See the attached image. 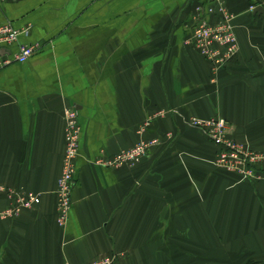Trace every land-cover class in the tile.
Listing matches in <instances>:
<instances>
[{
  "label": "crops",
  "instance_id": "0c3cea01",
  "mask_svg": "<svg viewBox=\"0 0 264 264\" xmlns=\"http://www.w3.org/2000/svg\"><path fill=\"white\" fill-rule=\"evenodd\" d=\"M209 2L213 21L233 15L239 38L216 69L191 40ZM260 3L0 0V23L30 26L18 41L40 46L0 67V264H91L108 254L114 264H264V180L210 162L217 148L183 119L224 116L235 137L264 150ZM72 105L83 132L62 227L56 187ZM143 138L158 142L133 166L91 162ZM11 188L41 201L7 214Z\"/></svg>",
  "mask_w": 264,
  "mask_h": 264
},
{
  "label": "built area",
  "instance_id": "2783aa9c",
  "mask_svg": "<svg viewBox=\"0 0 264 264\" xmlns=\"http://www.w3.org/2000/svg\"><path fill=\"white\" fill-rule=\"evenodd\" d=\"M197 23L195 31L192 33L191 40L196 44V47L206 57L211 60L212 65L215 68L221 67V65L231 56L234 55L238 49V40L234 33V29L230 24L225 22H217L212 24L209 20L202 18ZM205 19V20H204ZM29 27L24 29L13 26L11 22L0 23V67L5 64H10L16 60L26 62L29 56L35 51H38L40 46L38 43L24 44L18 41L20 32H28ZM17 50L10 54L7 48L15 45ZM178 112V111H176ZM65 127H66V140L67 146L65 148V156L63 159L62 173L60 174L56 187V195H58L57 201V223L62 227L66 225V221L71 214L73 204V188L75 187V174L78 170L77 159L80 153L81 145V132H83V126L79 120L80 112L74 105L66 108L65 110ZM185 122H188L192 126H199L202 130L214 139V142L220 148L217 162L221 166H227L232 170H240L244 173V176L248 179H253L254 176L263 177V174L252 172V169L248 168L250 162H264V152L258 151L256 148L245 146L241 142H236L234 138L229 134V122L224 118L211 117L210 119H203L202 117H187L183 116ZM158 142V139L148 140L142 139L138 143H134L132 146L126 149H120L112 156H108L103 153L97 158L91 160L96 165H105L109 167H117L124 165H133L137 163L143 155L147 153V149L153 144ZM242 173V174H243ZM252 176V177H251ZM9 197L13 199L11 205L6 210V213H12L15 217L21 216L23 209L31 208L36 202L41 201V196L38 193L32 191L16 190L11 188L8 193ZM113 258L111 255L95 259L92 264H113Z\"/></svg>",
  "mask_w": 264,
  "mask_h": 264
},
{
  "label": "rangeland",
  "instance_id": "374dc122",
  "mask_svg": "<svg viewBox=\"0 0 264 264\" xmlns=\"http://www.w3.org/2000/svg\"><path fill=\"white\" fill-rule=\"evenodd\" d=\"M212 2H209L207 5V7H206V9L207 10H205V11H202V13H203V15H201V16H197V18H196V21H195V28H196V25H197V23L198 22H200L201 20H203L202 18H205V19H207V20H209L212 24H215V23H219V22H225L226 24H230L232 27H233V31H234V33H235V35H236V38H237V40H238V42H239V38L237 37V34H236V26H235V24L233 23V15L232 14H229V13H227L226 15L224 14L223 15V17L221 18V19H219V21H217V22H215V21H213L212 20V18H213V13H214V11H213V8H212ZM204 19V20H205ZM194 31H195V29H194ZM193 33V32H192ZM200 51V50H199ZM238 53V49L235 51V53H234V55L235 54H237ZM234 55L233 56H231L230 58H228L222 65H224V64H226V62H228V61H230V59L231 58H233L234 57ZM208 57V56H207ZM208 59H209V57H208ZM210 60V59H209ZM210 62H211V60H210ZM215 68V67H214ZM216 69V68H215ZM175 111H177V110H175ZM197 116V115H196ZM196 116H192V117H196ZM198 117H201V116H198ZM211 117H215V118H224V119H226V120H228V122H229V124H230V126H229V129H228V132H229V134L234 138V140L236 141V142H241L242 144H244L245 146H248V147H253V148H256V149H258L257 147H254L253 145H250L249 143H247V142H244L243 140H241L240 138H237V137H235L233 134H232V126H233V124H232V122L228 119V118H226V117H220V116H216V115H212V116H209L208 118H203V119H210ZM146 123L147 124H145L144 126H143V128H142V130L143 129H146V127H147V125H149L150 123H149V121H146ZM191 127H193L194 129H196V128H198V129H200L201 131H202V133H204L205 135H206V133L202 130V128H200L199 126H192L191 124H189ZM67 132V131H66ZM66 132H65V137H66ZM208 136V135H207ZM208 138L209 139H211L210 141L215 145V147L217 148V150H216V153L215 154H213V156L211 157V159L209 160L210 162H213L214 164H216L220 169H222V170H227V171H231V172H233V173H236L237 175H239L240 176V178L241 179H245V180H264V162H261L260 164L258 163V162H250L249 164H248V168L249 169H252L253 171L252 172H254V173H258V174H263V177H258V176H254V178L253 179H250V178H246L245 176H244V173L242 172V171H238V170H236V171H234V170H232L231 168H228L227 166H221L218 162H217V157H218V154H219V152H220V148H219V146H217L216 145V143L214 142V139H212L211 137H209L208 136ZM143 139H145V138H143ZM148 140H153V139H149L148 138ZM141 141V140H140ZM138 143V142H137ZM157 143V142H156ZM156 143L155 144H153L152 146H154V145H156ZM136 144V143H135ZM132 146V145H131ZM151 146V147H152ZM130 147V146H129ZM151 147H149L148 149H147V153H148V150L151 148ZM119 151V150H118ZM117 151V152H118ZM258 151H263L264 152V150H262V149H258ZM116 152V153H117ZM146 153V154H147ZM145 154V155H146ZM145 155H143V156H145ZM143 157H141L140 159H139V161H141V159H142ZM139 161L137 162V163H139ZM91 162H93L92 160H91ZM94 163V162H93ZM137 163H134V164H137ZM95 164V163H94ZM133 164V165H134ZM96 165V164H95ZM133 165H124V166H122V167H125V166H133ZM117 167H120V166H117ZM115 168V167H114ZM243 173V174H242ZM252 177V176H251ZM109 255V254H108ZM107 256V255H106ZM106 256H103V257H106ZM114 260H113V262L115 263L116 261V257L113 255V256H111ZM100 258H102V257H100ZM95 259H97V258H95ZM94 259V260H95ZM99 259V258H98ZM93 261V260H92ZM252 261L250 260L249 262L248 261H245L243 264H260L259 262H257L256 261V263L255 262H253V263H251ZM113 263V264H114ZM92 264V263H91Z\"/></svg>",
  "mask_w": 264,
  "mask_h": 264
},
{
  "label": "water",
  "instance_id": "95a60500",
  "mask_svg": "<svg viewBox=\"0 0 264 264\" xmlns=\"http://www.w3.org/2000/svg\"><path fill=\"white\" fill-rule=\"evenodd\" d=\"M253 10L255 13H263L264 14V5L260 3L259 5H256L253 8Z\"/></svg>",
  "mask_w": 264,
  "mask_h": 264
}]
</instances>
